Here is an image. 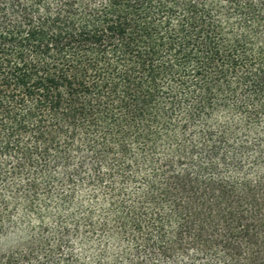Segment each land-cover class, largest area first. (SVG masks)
I'll return each mask as SVG.
<instances>
[{
  "label": "trees",
  "instance_id": "16d2710c",
  "mask_svg": "<svg viewBox=\"0 0 264 264\" xmlns=\"http://www.w3.org/2000/svg\"><path fill=\"white\" fill-rule=\"evenodd\" d=\"M0 264H264V0H0Z\"/></svg>",
  "mask_w": 264,
  "mask_h": 264
}]
</instances>
